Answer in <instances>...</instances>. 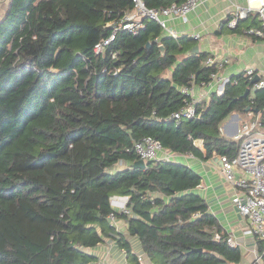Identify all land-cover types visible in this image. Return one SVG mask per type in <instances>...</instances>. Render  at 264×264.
I'll return each instance as SVG.
<instances>
[{
  "label": "trees",
  "instance_id": "obj_1",
  "mask_svg": "<svg viewBox=\"0 0 264 264\" xmlns=\"http://www.w3.org/2000/svg\"><path fill=\"white\" fill-rule=\"evenodd\" d=\"M181 1L144 0L150 7ZM3 7L0 264H90L86 248L105 238L128 252L107 219L110 211L126 219L154 264H237L239 248L227 243L195 192L200 175L173 160L133 167L132 147L151 136L172 152L200 156L194 143L200 139L205 156L231 157L238 142L220 125L247 105L263 110L264 88L249 102L241 96L249 81L236 75L221 94L197 103L199 118L176 125L169 115L183 102L181 86L215 71L204 63L206 53L185 54L186 35L173 38L144 18L136 34L118 29L95 54L93 44L131 0H5ZM119 162L127 164L114 169ZM113 195L128 196L131 215L114 209Z\"/></svg>",
  "mask_w": 264,
  "mask_h": 264
},
{
  "label": "crops",
  "instance_id": "obj_2",
  "mask_svg": "<svg viewBox=\"0 0 264 264\" xmlns=\"http://www.w3.org/2000/svg\"><path fill=\"white\" fill-rule=\"evenodd\" d=\"M235 4H245V0H201L185 17L166 18V24L174 29L179 36L186 35L191 39L189 48L196 44L198 52L206 53L205 59L208 56L213 58V63L209 66L214 65V72H217L219 76H236L247 67H254L259 72L264 67V35L258 36L246 32L247 28H261L256 11L252 10L246 18L240 19L238 26L228 27L225 24V21L231 16ZM3 8L1 5L0 15ZM195 35L197 37H194ZM224 59L226 62L220 65L218 62ZM216 88V81L212 86L205 87L204 90L207 91L208 98L202 101H208L212 93H217ZM261 93L264 95V89L261 90ZM254 95L255 90L250 84L249 92L245 97L249 98V102H251ZM245 108L246 106L243 109L231 111L223 120L220 125L223 135L234 139L233 135L237 128L248 117L246 113L248 109ZM262 130L264 131V126ZM237 142L239 144L238 140ZM197 145L202 155L170 151L172 156L169 160L182 162L200 175V183L196 186L195 192L205 199L208 211L215 216L221 232L232 236L236 242L235 246L241 252V258L237 264H254L257 254L260 255L261 263L264 264V240L242 233L247 222L231 202L234 189L222 175L219 154L212 152L209 156H205L202 142H197ZM161 155L162 152L159 151L158 159H161ZM126 164L119 162L114 169ZM112 198H119V196L113 195ZM127 226L126 219L117 218V229L122 233V240L129 243V251L127 252L115 240L105 238L99 244L86 248V251L93 257L90 264L94 262H101V264H154L143 251L138 236L131 234ZM261 243L263 244L262 251L259 249Z\"/></svg>",
  "mask_w": 264,
  "mask_h": 264
},
{
  "label": "built area",
  "instance_id": "obj_3",
  "mask_svg": "<svg viewBox=\"0 0 264 264\" xmlns=\"http://www.w3.org/2000/svg\"><path fill=\"white\" fill-rule=\"evenodd\" d=\"M131 1L132 7L129 10L125 11L119 19L107 23L110 26V32L93 44L95 54L104 51L105 47L114 39L115 32L118 29L136 34L144 27V18L157 21L167 35L178 38L179 34L166 24V18L185 17L201 0L171 2L169 5L160 7L147 6L144 0ZM252 10L256 11L261 28H247L246 32L258 36L264 35V0H245V4H235L231 16L225 21V24L228 27H235L238 20L246 18ZM194 37H197V35ZM111 56L114 57L115 53H112ZM223 62H226V59L220 60L218 63L221 65ZM204 63L206 65L212 64L213 58L208 56ZM111 71L115 74L117 69ZM240 74L250 82L254 90L264 88V67L259 72L254 67H247ZM255 75H258V79L251 83ZM215 81L217 83V94H221L227 82L236 83L237 79L235 76H219L217 72L212 71L208 80L181 86L180 92L185 97L182 104L170 113L169 118L173 119L176 125L184 119L199 118L201 111L197 108V103L208 98V93L204 88L212 86ZM196 87L198 89H195ZM246 113L247 119L240 124L233 135V138L239 141L235 154L231 157L219 154L220 170L225 181L234 189L231 198L232 204L247 222L246 227L242 229V233L264 240V131L262 130L264 126V109L256 111L250 106ZM197 142H201V140L195 139L194 143L197 144ZM132 149L137 158L146 162L158 159L159 151L162 152L161 159L169 160L172 156L170 150L165 149L159 140L151 136H144L136 140ZM118 196L119 198L111 199V205L118 213L131 215L130 207L127 204L128 196ZM117 218L119 217L115 211H110L107 215L110 225L118 231ZM215 238H219V233H215ZM225 240L231 246L236 245L230 235H227ZM93 264H101V262H94ZM254 264H262L259 254L255 256Z\"/></svg>",
  "mask_w": 264,
  "mask_h": 264
},
{
  "label": "water",
  "instance_id": "obj_4",
  "mask_svg": "<svg viewBox=\"0 0 264 264\" xmlns=\"http://www.w3.org/2000/svg\"><path fill=\"white\" fill-rule=\"evenodd\" d=\"M150 42L148 41L146 43V46L149 47L150 46ZM159 49L161 50L162 53H164V48L162 44H159ZM198 52V46L195 44L193 45L191 48H189L188 50H186V54H193V53H197ZM258 79V75H255L252 80L251 83L256 81ZM249 92V88H246L245 91L242 93V97H245ZM249 108V106H246V110ZM146 165V161H144L143 159L137 158L134 160L133 162V167H144ZM195 250V249H194ZM198 251H201V248L197 249Z\"/></svg>",
  "mask_w": 264,
  "mask_h": 264
},
{
  "label": "rangeland",
  "instance_id": "obj_5",
  "mask_svg": "<svg viewBox=\"0 0 264 264\" xmlns=\"http://www.w3.org/2000/svg\"><path fill=\"white\" fill-rule=\"evenodd\" d=\"M3 3H4V0L0 2V6L3 5Z\"/></svg>",
  "mask_w": 264,
  "mask_h": 264
}]
</instances>
